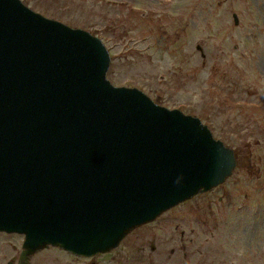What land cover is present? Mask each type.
Wrapping results in <instances>:
<instances>
[{
  "label": "water",
  "instance_id": "water-1",
  "mask_svg": "<svg viewBox=\"0 0 264 264\" xmlns=\"http://www.w3.org/2000/svg\"><path fill=\"white\" fill-rule=\"evenodd\" d=\"M89 31L0 0V231L92 255L224 183L233 148L197 116L107 78Z\"/></svg>",
  "mask_w": 264,
  "mask_h": 264
},
{
  "label": "rangeland",
  "instance_id": "rangeland-1",
  "mask_svg": "<svg viewBox=\"0 0 264 264\" xmlns=\"http://www.w3.org/2000/svg\"><path fill=\"white\" fill-rule=\"evenodd\" d=\"M21 1L101 38L112 84L199 117L234 149L233 175L196 197L214 202L204 259L264 264V0ZM56 252L45 250L32 264H62Z\"/></svg>",
  "mask_w": 264,
  "mask_h": 264
},
{
  "label": "flooded vegetation",
  "instance_id": "flooded-vegetation-1",
  "mask_svg": "<svg viewBox=\"0 0 264 264\" xmlns=\"http://www.w3.org/2000/svg\"><path fill=\"white\" fill-rule=\"evenodd\" d=\"M232 16L233 24L237 25V14L233 12ZM214 188L167 209L154 220L129 231L116 246L92 255L76 254L52 245L29 252L23 234L0 231V264H32L37 254L49 249L57 251L55 256L62 264H207L204 247L214 236L211 225L214 202L201 205L196 197ZM218 201L221 203L222 198L218 197ZM206 208L209 214L204 211Z\"/></svg>",
  "mask_w": 264,
  "mask_h": 264
}]
</instances>
